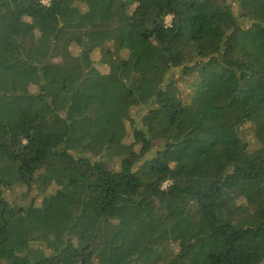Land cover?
<instances>
[{
    "label": "trees",
    "instance_id": "obj_1",
    "mask_svg": "<svg viewBox=\"0 0 264 264\" xmlns=\"http://www.w3.org/2000/svg\"><path fill=\"white\" fill-rule=\"evenodd\" d=\"M42 1L0 0V264H264V0Z\"/></svg>",
    "mask_w": 264,
    "mask_h": 264
},
{
    "label": "rangeland",
    "instance_id": "obj_2",
    "mask_svg": "<svg viewBox=\"0 0 264 264\" xmlns=\"http://www.w3.org/2000/svg\"><path fill=\"white\" fill-rule=\"evenodd\" d=\"M233 7H234V9H235V7H236V5H233ZM170 21V18H168L167 19V22H169ZM71 51L73 52V53H76L77 52V50L75 49V48H73V49H71ZM90 55V59H92V61H93V66H94V68L95 69H97L98 71H100L101 73H104V71H105V66L104 65H102L100 62H99V59H100V50L99 49H95V50H93V52L91 53V54H89ZM57 61V60H56ZM176 72H177V70H176ZM189 82H188V84H186V83H183V82H180L179 84H178V91H179V95L184 99V100H189L190 99V101H191V99H192V97L191 98H189V95L191 94V92H192V89L190 88V84L192 83L190 80H188ZM34 88L33 87H31V90H33ZM201 91V90H200ZM200 96V95H199ZM192 101H194V102H197V101H199L200 102V97H199V100H198V95H196L194 98H193V100ZM198 102V103H199ZM207 103L209 104V106L211 107V108H213V109H215V105L218 103L217 101H216V99H214L213 97H208L207 98ZM143 111H140V110H137L136 108H132V109H130L129 111H127L126 113H125V117H128V119L126 120V119H124L123 118V123H122V125H124V127H125V129H126V131H127V137L125 138V143L126 144H129V143H131L132 141V130H131V127H130V120L131 119H135V120H138L142 115H143ZM123 115H124V113H123ZM124 117V116H123ZM244 135H245V137L248 139V141H251V137H250V133H248V131H245V133H244ZM250 143H252V142H250ZM17 190V191H14V190ZM13 191L12 190H9V191H6V193H5V196H6V198H7V200L9 201V203L10 204H17V205H27L28 203H30V201L33 199V201H34V204L35 205H39L40 204V202H41V196H39L38 194H37V192L35 191V190H31V193H30V195H27V198L26 199H22L21 198V195H22V193L21 192H18V191H20V190H23L22 188H15ZM53 189H51V190H49V192H51ZM24 191V190H23ZM18 192V193H17ZM15 193H17V194H15Z\"/></svg>",
    "mask_w": 264,
    "mask_h": 264
},
{
    "label": "built area",
    "instance_id": "obj_3",
    "mask_svg": "<svg viewBox=\"0 0 264 264\" xmlns=\"http://www.w3.org/2000/svg\"><path fill=\"white\" fill-rule=\"evenodd\" d=\"M42 2H43L44 4H48V0H43ZM168 18H169V17L166 18V24H169V22H167V19H168ZM168 184H169V182H165V183L163 184L162 187L165 188Z\"/></svg>",
    "mask_w": 264,
    "mask_h": 264
}]
</instances>
